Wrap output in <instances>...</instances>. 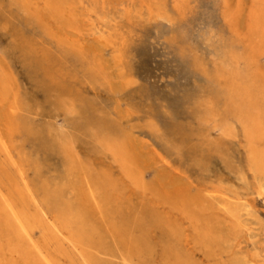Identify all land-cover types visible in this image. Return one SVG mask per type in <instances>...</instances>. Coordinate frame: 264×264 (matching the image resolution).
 <instances>
[{"label": "rangeland", "instance_id": "1", "mask_svg": "<svg viewBox=\"0 0 264 264\" xmlns=\"http://www.w3.org/2000/svg\"><path fill=\"white\" fill-rule=\"evenodd\" d=\"M262 116L264 0H0V264H264Z\"/></svg>", "mask_w": 264, "mask_h": 264}, {"label": "bare ground", "instance_id": "2", "mask_svg": "<svg viewBox=\"0 0 264 264\" xmlns=\"http://www.w3.org/2000/svg\"><path fill=\"white\" fill-rule=\"evenodd\" d=\"M239 72V71H238ZM249 91V90H248ZM260 109V108H259ZM210 114V113H209ZM263 117V116H262ZM264 118V117H263ZM226 123V122H225ZM249 134V133H248ZM263 136V135H262ZM261 162L264 163V156L260 158ZM258 170V169H257ZM30 192V191H29ZM27 194V193H26ZM23 195V194H22ZM27 196V195H26ZM1 203V202H0ZM63 204V203H62ZM67 206V205H65ZM63 207V206H61ZM68 208V207H66ZM64 207V210L66 209ZM1 210H4V211H8L11 213V216L13 218V220L16 221V228L13 230V234L11 233L10 234V231L8 232L9 235L11 236H14L16 235L17 236V242L15 244V247L14 248H10V250L13 252L16 251L17 253H21L24 249V245L27 244V240H29V237L30 234H31V226L29 224L30 220L34 218V216H31V215H21V211L20 212H17L13 205L11 204V202L6 199V204H3V206L0 207ZM26 211V210H25ZM67 214V213H65ZM69 214V213H68ZM67 216V215H66ZM57 214L54 215V217L52 218H48V217H45L44 219V223H43V219L40 220V223L38 224V227L41 228V230H43V227L44 225L45 226H48V227H52V232L53 234L51 233V235L47 236L48 237V240H52L54 238H66L70 243H73V245L77 244V240L74 239V238H67L65 233L67 231V227L64 225L62 227L58 226L57 225ZM59 221V220H58ZM61 221V220H60ZM65 221V220H64ZM5 222V221H4ZM66 223V222H65ZM3 225V224H2ZM6 225V224H5ZM11 226V225H10ZM71 226V225H70ZM4 227V226H3ZM12 228V227H11ZM79 230V229H78ZM5 235V234H3ZM2 236V235H1ZM73 237H75V235H73ZM14 238V237H13ZM10 241V240H9ZM8 241V242H9ZM11 242V241H10ZM14 244V243H12ZM62 246V245H60ZM75 246H73L74 248ZM4 249L2 246H0V257L2 255V253H4ZM40 252V251H39ZM7 253V252H6ZM14 253V252H13ZM18 253V254H19ZM22 257V255H21ZM48 257L45 258V260H47V264H56L55 262H53L52 260L50 259H47ZM37 259V258H36ZM39 259V258H38ZM42 259H43V256H42ZM34 260H35V257H34ZM41 262V261H40ZM41 264V263H40Z\"/></svg>", "mask_w": 264, "mask_h": 264}]
</instances>
